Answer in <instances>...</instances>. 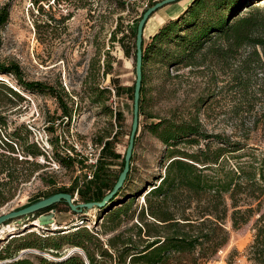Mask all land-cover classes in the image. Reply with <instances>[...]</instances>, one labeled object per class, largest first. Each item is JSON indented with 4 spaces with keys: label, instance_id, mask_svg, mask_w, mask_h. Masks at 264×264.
Segmentation results:
<instances>
[{
    "label": "trees",
    "instance_id": "obj_1",
    "mask_svg": "<svg viewBox=\"0 0 264 264\" xmlns=\"http://www.w3.org/2000/svg\"><path fill=\"white\" fill-rule=\"evenodd\" d=\"M44 1L46 0H34L32 3L41 15L43 8L39 3ZM55 2L59 4L60 0H53ZM131 2L132 0H76L74 6L75 9L95 8V11L105 8L108 14H114L125 9L130 12L129 8L133 6ZM260 2L264 0H189L184 10L167 19L148 41L143 38L139 128L140 117H145L146 121L157 120L155 123H146L144 131L163 144L160 156L163 173L154 182L142 184L138 190L124 191L133 171L137 134L130 171L123 187L104 208L98 209L101 212L98 218L103 221L98 230L89 229L85 224L88 220L82 215L71 224L55 230L46 231L41 228L34 241L17 247L7 255L1 253L3 249H7L1 248L0 264H36L29 256L37 257L38 264H206L227 245L228 221L233 229H238L254 217L253 241L246 250L247 258L251 264H264V151L258 146L247 147L243 142L232 141L228 136L207 132L196 116L183 118L173 114L167 118H158L144 108V82L149 66L159 65L176 70L180 67H200L209 54L219 61H227L235 58L243 47L253 50L239 64L242 76L235 74V87L248 89L250 77H243L248 76L247 69H250L253 62L264 66L256 49L260 48L264 57V8L257 5ZM154 3L153 0H148L146 8L135 22ZM8 19L9 7L4 5L0 9V31ZM117 21L118 26L112 33L111 42L117 40L124 55L132 60L134 66L135 31L121 24V15L117 17ZM117 33L121 35L118 39ZM133 72L135 75L134 69ZM261 73L264 77V67ZM3 76L12 77L19 87L32 93H55L53 87L43 82L26 80L15 62L0 61V77ZM115 83V79H112L115 95L119 96L123 89L118 88ZM2 90L19 97L16 91L4 84L3 79L0 80V92ZM96 90L106 94L107 99L111 97L108 89ZM133 90L134 82L127 89L131 99ZM59 91L62 92V89ZM56 99L61 109V121L69 120L71 109L57 95ZM110 115L118 124L122 123L123 113L120 110H110ZM262 117L264 118V111ZM3 118L0 115V129L5 127ZM116 134L99 139L96 143L102 149L93 179L87 181L94 185L92 197L89 196V186L77 189V195L84 203L101 201L112 190L123 169L124 155L116 153L114 148ZM9 138L17 143L12 144V139L8 141L0 138V144L9 153L16 154L15 146L24 154L43 155L35 144H28L27 136H18L14 132ZM31 147L36 148V153L29 152ZM56 152L53 154L54 158L63 165H85L84 161H77L69 156L60 157ZM2 157L5 156L0 153V175L9 171L10 165L9 160ZM11 160L14 164H21L17 162V157ZM115 160H120L119 171L111 178L107 170L111 164L108 162ZM6 177L7 180L0 178V206L7 201L10 189L6 190V187L18 179L10 172ZM47 184L54 186L51 180ZM75 185L76 182L68 188L61 187L46 192L30 202L56 193H68L73 197ZM143 193L145 194L142 195ZM137 197H142V203L145 204L136 214L137 225L118 231L124 222L133 219L135 214L130 213L129 207ZM60 204L66 206L60 202L42 211L46 213L54 210ZM63 228L70 231L64 233L66 229ZM115 231L118 233L106 237L108 233ZM33 233L24 232L22 235L12 236L7 244ZM71 248H78L82 253L67 255L66 251ZM27 250L30 252L17 258L21 251ZM35 250L50 257L34 254Z\"/></svg>",
    "mask_w": 264,
    "mask_h": 264
},
{
    "label": "rangeland",
    "instance_id": "obj_2",
    "mask_svg": "<svg viewBox=\"0 0 264 264\" xmlns=\"http://www.w3.org/2000/svg\"><path fill=\"white\" fill-rule=\"evenodd\" d=\"M33 1L0 0V9L4 5L9 7L8 22L0 31V61L17 63L26 80L43 82L53 87L55 93H32L19 87L12 77H0L20 97L4 90L0 92V115L5 121V127L0 129V138L11 141L9 136L14 132L18 136L25 135L28 144H35L39 153L43 154H24L13 146L16 152L13 155L0 144V153L5 156L2 158L10 162L9 171H5L0 178L7 180L8 172L18 178L6 187V190H10L7 201L0 206V215L23 208L32 199L61 187L68 188L75 182L73 199L75 203H84L77 195V189L89 186L91 197L94 190L93 183L85 180L86 164L63 165L53 154L57 151L60 157H64L68 155L67 149L77 146L81 151L77 154V161H85L90 145L117 133L114 148L116 153L124 155L132 121V99L127 89L134 82V66L132 60L124 55L117 40L111 42V36L118 26L119 15L123 18L121 24L135 31V21L146 8L148 0H132L130 12L125 9L114 14H108L105 8L101 11H95V8L75 9L76 0H60L59 4L46 0L39 3L43 8L42 15L37 12V7L32 6ZM158 1L161 0H153ZM188 3L177 2L153 13L144 29L145 41L167 19L183 11ZM257 5L264 8V2ZM170 9L173 11L169 16L167 10ZM158 16L163 19L153 32H148L147 26ZM120 36L117 33L116 39ZM256 49L264 62L261 49ZM252 50L243 47L235 58L227 61H219L209 54L200 67H180L176 70L159 65L149 66L144 82L145 110L158 118H167L173 114L183 118L196 116L207 132L225 135L232 141L243 142L247 147L258 146L264 151V77L261 73L264 66L253 62L250 69H247L248 76H243L250 77L248 89L235 87V74L242 76L239 64ZM112 79H115L118 88L123 89L119 96L112 93L115 90ZM96 88L108 89L111 97L107 99L106 94L98 93ZM56 95L71 109L69 120L61 121V109ZM110 110L123 113L121 124L111 117ZM155 122V119L146 121L145 117H140L141 127L137 136L133 171L124 191L138 190L142 184L154 182L163 173L160 159L163 144L144 131L146 123ZM12 140V144L17 143ZM36 151L34 147L29 149L30 153ZM15 157L21 164L13 163L11 158ZM108 163L111 164L107 168L108 175L113 178L119 171L120 160ZM49 180L53 181L54 186H48ZM144 205L142 197L135 198L129 207L130 213L135 214L133 219L124 222L118 231L137 225L136 214ZM54 210L57 221L65 222L62 226L71 224L81 215L88 220L85 224L91 230H98L103 222L98 218L101 213L98 209L87 210L79 215L60 204ZM38 213L44 214V211ZM255 218L238 229H233L228 221L227 245L206 264H251L246 250L253 241ZM29 222L14 227L11 234L2 232V228L12 224L5 223L0 227V249H7L2 250L3 255L38 237V228H25L24 225ZM96 222L98 225H95ZM57 225L53 224L52 228L58 229ZM32 228L36 229L33 234L7 244L12 236L30 233ZM118 231L108 233L106 237H112ZM28 258L38 264L37 257Z\"/></svg>",
    "mask_w": 264,
    "mask_h": 264
},
{
    "label": "water",
    "instance_id": "obj_3",
    "mask_svg": "<svg viewBox=\"0 0 264 264\" xmlns=\"http://www.w3.org/2000/svg\"><path fill=\"white\" fill-rule=\"evenodd\" d=\"M184 0H161L155 2L153 6L146 9L141 18L137 22L135 30V78H134V90L132 99V121L130 126V132L128 136V144L124 152V166L118 178L112 188L99 202H87V203H75V199L68 193H56L45 198L38 199L31 202L29 205L20 208L18 210L10 211L0 215V227L5 223H15L16 226L23 225L24 222H29L28 225H24L26 229L35 227L38 229H44L46 231L55 230L52 225L55 224V210H51L48 213L39 214L36 217V213L60 202L66 204L71 212L75 214H82L84 211L92 209H102L107 203L118 193L123 187L127 174L130 171V160L134 149V140L139 132V100L142 84V40L144 38V29L147 21L153 13L157 10ZM189 1V0H186ZM2 81V79H0ZM34 221L38 222V226H34ZM13 235V234H12ZM11 236V235H10ZM73 252L82 253L81 250L75 248ZM86 259V258H85Z\"/></svg>",
    "mask_w": 264,
    "mask_h": 264
},
{
    "label": "built area",
    "instance_id": "obj_4",
    "mask_svg": "<svg viewBox=\"0 0 264 264\" xmlns=\"http://www.w3.org/2000/svg\"><path fill=\"white\" fill-rule=\"evenodd\" d=\"M112 93L114 94V91L112 90ZM102 149V146H98V145H90L88 148V153L86 155V158L84 163L86 164L87 168H86V172H85V180L86 181H90L93 179V173L98 165V161H99V156H100V151ZM81 153L80 149L77 146H74L71 149H67L66 150V154L65 156H69L71 158H78L77 154ZM30 251H21L18 255L17 258H19L22 254L27 253Z\"/></svg>",
    "mask_w": 264,
    "mask_h": 264
},
{
    "label": "bare ground",
    "instance_id": "obj_5",
    "mask_svg": "<svg viewBox=\"0 0 264 264\" xmlns=\"http://www.w3.org/2000/svg\"><path fill=\"white\" fill-rule=\"evenodd\" d=\"M184 1H186V0H184ZM181 2V1H180ZM179 3V2H178ZM173 10H167V14L170 16V13L172 12ZM165 17V16H164ZM163 18H161V16L159 17H155V19L153 20V21H151L150 22V24H149V26H147V31L148 32H153L154 30H155V27H156V25L162 20ZM8 224H12L11 226H7V227H5L4 225V227L2 228V232H4V233H13L14 232V227H15V223H8ZM8 224H6V225H8ZM34 226H38V222L37 221H34ZM64 229H66V230H64L65 232L64 233H68L70 230L69 229H67V228H64ZM69 230V231H68ZM36 231V229L35 228H32L31 229V231H30V233H32V232H35ZM28 251V250H27ZM74 251V248H71V249H68L67 251H66V253H68L67 255H71V254H73V253H75V252H73ZM33 253L34 254H37V255H43V256H45V257H50L49 255H47L46 253H44V252H40V251H33ZM6 262V261H5Z\"/></svg>",
    "mask_w": 264,
    "mask_h": 264
},
{
    "label": "crops",
    "instance_id": "obj_6",
    "mask_svg": "<svg viewBox=\"0 0 264 264\" xmlns=\"http://www.w3.org/2000/svg\"><path fill=\"white\" fill-rule=\"evenodd\" d=\"M180 13V12H179ZM179 13H177V14H179ZM176 14V15H177ZM170 18H172V17H170ZM155 32V31H154ZM154 32H153V34H154ZM65 222H63V221H61V222H59V221H57V215L55 216V224L58 226V227H63L61 224H64Z\"/></svg>",
    "mask_w": 264,
    "mask_h": 264
}]
</instances>
